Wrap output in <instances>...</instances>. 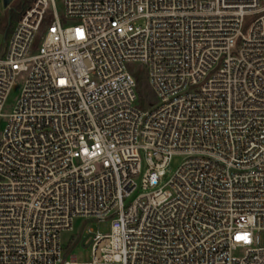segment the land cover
Returning <instances> with one entry per match:
<instances>
[{
    "label": "built area",
    "instance_id": "obj_1",
    "mask_svg": "<svg viewBox=\"0 0 264 264\" xmlns=\"http://www.w3.org/2000/svg\"><path fill=\"white\" fill-rule=\"evenodd\" d=\"M64 10L31 0L0 38V264H264V0ZM78 217L109 227L86 263Z\"/></svg>",
    "mask_w": 264,
    "mask_h": 264
},
{
    "label": "rangeland",
    "instance_id": "obj_2",
    "mask_svg": "<svg viewBox=\"0 0 264 264\" xmlns=\"http://www.w3.org/2000/svg\"><path fill=\"white\" fill-rule=\"evenodd\" d=\"M24 0H17L13 6L10 8H5L3 0H0V38L4 40V30L7 28L10 17H15L18 4L22 3ZM57 12L63 16L64 14V0H55ZM145 81L148 83L147 75L145 74ZM22 77H20L15 84L9 99L4 107V114H9L12 112V109L16 103V100L19 96L21 86H22ZM149 84V83H148ZM6 124V119L0 120V135L3 132V129ZM184 156L176 155L172 158L169 165V175H171L183 162ZM89 228H93L94 231L99 230L102 233L109 231V227L106 223L98 224L94 219H87L83 217L75 218L73 223V230L65 231L62 233V240L65 246H69L70 254L76 257L77 262L86 263L90 262L93 259V252L91 244H88V231ZM236 255H241L242 251H237Z\"/></svg>",
    "mask_w": 264,
    "mask_h": 264
},
{
    "label": "trees",
    "instance_id": "obj_3",
    "mask_svg": "<svg viewBox=\"0 0 264 264\" xmlns=\"http://www.w3.org/2000/svg\"><path fill=\"white\" fill-rule=\"evenodd\" d=\"M31 0H24L22 3L18 4L17 9L18 11L24 10L29 4ZM136 81H137V93H138V100L139 104L142 107H147L152 105L155 102L154 93L148 83L145 81V72L144 69L139 67L136 71Z\"/></svg>",
    "mask_w": 264,
    "mask_h": 264
},
{
    "label": "water",
    "instance_id": "obj_4",
    "mask_svg": "<svg viewBox=\"0 0 264 264\" xmlns=\"http://www.w3.org/2000/svg\"><path fill=\"white\" fill-rule=\"evenodd\" d=\"M11 2H12V0H4V6L7 7ZM88 241H89V239H88Z\"/></svg>",
    "mask_w": 264,
    "mask_h": 264
}]
</instances>
